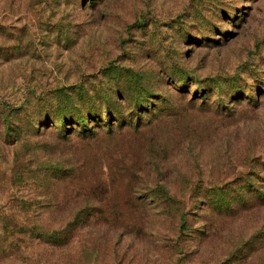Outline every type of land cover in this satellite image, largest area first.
<instances>
[{
  "label": "rangeland",
  "instance_id": "obj_1",
  "mask_svg": "<svg viewBox=\"0 0 264 264\" xmlns=\"http://www.w3.org/2000/svg\"><path fill=\"white\" fill-rule=\"evenodd\" d=\"M3 127L0 264H264V0H0Z\"/></svg>",
  "mask_w": 264,
  "mask_h": 264
},
{
  "label": "trees",
  "instance_id": "obj_2",
  "mask_svg": "<svg viewBox=\"0 0 264 264\" xmlns=\"http://www.w3.org/2000/svg\"><path fill=\"white\" fill-rule=\"evenodd\" d=\"M61 124H59L58 127L55 128H47L48 126H45L44 128L49 130V131H55L59 134V138L62 139L65 142H69L70 140H72L73 137V128L75 126L78 125H83L84 123V118L82 116H72L71 118L66 119V117L61 118ZM66 125H70L71 128H69L68 130H65L64 128H68L66 127ZM41 127V124L39 125ZM8 129H5L3 127V129H0V131L2 132L1 137L4 135L3 133L5 131H7ZM84 131V130H83ZM39 132L42 134L45 131L44 130H39ZM4 139L8 140V136H3ZM6 140H3L4 142ZM61 141V140H60ZM18 143V139L14 140L11 142L12 144V149H11V155H12V163L10 164V166L7 168V173L9 175H13L16 176L20 179L24 178L26 176V174H30V175H34L35 173H39L41 175H67L69 174V172L72 170L71 167V161L70 158L67 159V161H59V160H48L46 162V164H44L41 168V170H37V167H34L36 169H32V168H27L23 162H21V160H23V154L21 152V148L17 146ZM3 152L2 150H0V153ZM49 154V153H48ZM50 155V154H49ZM24 161V160H23ZM39 163H41L39 161ZM38 165V164H37ZM42 165V164H41ZM69 166V167H68ZM6 169V168H5Z\"/></svg>",
  "mask_w": 264,
  "mask_h": 264
}]
</instances>
